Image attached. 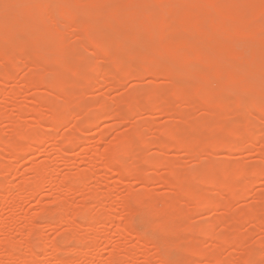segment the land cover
<instances>
[{"label":"bare ground","instance_id":"6f19581e","mask_svg":"<svg viewBox=\"0 0 264 264\" xmlns=\"http://www.w3.org/2000/svg\"><path fill=\"white\" fill-rule=\"evenodd\" d=\"M2 1L5 5L8 0H0V3ZM13 1L19 2V0ZM23 1L24 5L20 6L24 7L21 10H16V8L18 7L17 3L14 5L13 2V5H10V2H8L9 5H5L6 9L4 10V12L3 10L2 12L0 11V96H5V98L7 99L5 100L7 104L10 101H16L18 92L14 89L9 91L7 90L8 92H6L5 88H7L8 83L12 79H14V75L17 74L16 71L19 72V69L23 64H25L28 69V73H26L27 75L25 76L23 81V87L26 89L32 87H47V90L39 92L33 96L31 102L36 107L27 105L26 103H16L15 106L18 111V115L15 119L11 118L8 113L5 112L6 109L3 110L6 107L0 110V123L6 120H11V124L13 125L12 133L9 138H5V136H3V133L0 132V159H2V152L8 154L13 160L19 159L22 156L30 153H35V151L37 152L39 147L46 139L54 140L55 134L66 121H71L74 119V130L65 136L63 142L64 145L62 144L63 147L60 149L64 155H68L70 149L75 146L74 144L77 142L79 143L78 140L82 138L79 135L80 131L82 129L84 130V128L86 130L95 126L96 119L94 116H91L93 113L90 116L84 115L80 118H77V116H79L80 113L82 114V110H84L85 108L82 107V101L85 97L84 91L93 87V85L95 84L94 75L104 70V67L99 68L95 66V69L91 68L93 69L91 71L86 70L83 67L84 65H86L87 60H89L86 59V55L82 58L83 65H70L69 60L71 59V62H73L74 60L71 58V53L76 50L78 51V49H81V47H83V50L85 48L86 53L89 55L96 51L99 56L103 57V59L111 63V68L108 71L107 77H105L106 82H111L113 80V77H115V74H121L120 79H124L129 76L136 78L153 76L155 78L167 79L173 87L172 93L170 95L162 93L159 90H155L154 88V90L149 89L150 91L147 90L148 92L145 97L140 100L137 99L139 93H141L140 95H142V93L146 92H144L145 90L143 91L139 87H136L132 92H129L128 94L131 104L129 111L126 112V115H129L130 112H134L137 109L147 110V112L160 111L165 109V111H167L168 113H172L177 117H184V115L188 113L185 112L184 114V112H182L180 104L186 105V107H188L191 112L193 109L197 108H203L204 110H206L208 114V118L206 119V121H197L194 123L191 122L189 123V125H187V127H179L174 125L165 126L163 128L165 137H163V139H159L158 142L159 146L162 148H184L188 153H191L195 157H197L204 148L208 147L212 149H221L227 151L232 149L241 150L242 143L244 141H249L253 144L256 140L255 136L263 130L262 127H259L261 126V124L259 126L257 124L259 122L264 124V43L262 44L260 50L258 49V47H256L257 44L253 45L249 42V44L245 43L244 46L248 45L245 47L249 48V46L251 45L249 54L253 51V49L256 50L257 48L256 52L253 51L254 53L249 55L248 49H246V53H242V51L240 52L236 48V44L238 45L242 42V40L239 41L238 39L237 41H225L226 37L228 36L226 25L221 22L211 21L204 9L210 3H218V1L220 0ZM262 2L264 3V0H262ZM148 5H150L149 8L151 6L153 7V11L151 10L152 13H150L149 16V12L145 10L147 9L145 7H148ZM226 8V13L235 16L240 15L243 16L244 19L246 18L245 15L247 13L249 15L250 12H247L238 4L227 6ZM97 9L100 10L99 12L103 11L104 13L101 12L102 15H97L95 11ZM209 9L212 11L210 7ZM141 11H143L142 13H144V16H142V18L145 17L146 13L148 17L141 19L138 22L136 21V23L129 20L132 15L140 14ZM80 12H84V15L83 13L80 14ZM110 12L117 13L116 17H118L119 21L125 20V22L123 23L128 26L126 30H124L123 32L120 31L118 34H116V32L115 34H112V30V32L109 31L110 29H108V25L109 23H113L111 22L113 20H111L109 16ZM262 12H264V10ZM213 15L216 16V14L214 13ZM138 18H136V20ZM26 21H34L36 24L41 23L45 28L55 30V34L51 38L50 43L52 48L57 49V56H59L58 60L61 63L59 67L55 68V66L52 65L48 60H46V58L41 55L40 52L33 51V54H30V51L33 50V46H38L41 44L38 38L39 36L36 37L33 42L28 40H26L25 42H19L16 38H14L15 35L23 29L24 23ZM257 22L259 23V21ZM66 25H73L75 27V32H77L78 36L77 41L71 43L70 40L68 41V28H66ZM259 28L260 26L253 25L251 22L247 21L243 23L242 27H240V29H237L235 32L238 36L249 38ZM230 32H232V30ZM219 39H224V41H221L222 43L219 42L217 44L213 43V41L215 40L216 42L220 41ZM149 40H151L152 42L154 41L155 44L152 51L143 50L142 52L139 47H143V43H149ZM250 40L251 42L255 41L252 39ZM66 47L67 49H64ZM142 47L141 49H143ZM238 48L240 47L238 46ZM91 49H94L93 52L90 51ZM145 49H148L146 48V45ZM96 52H94L93 54H95ZM168 58L172 60H183L187 58L188 61L183 62L177 68L176 65H173L175 66L173 68L170 67L171 61ZM85 59L86 61H84ZM49 74L53 75V82L51 84H46L45 81ZM252 76H254L253 79L251 78ZM78 89L82 91L81 94H74L73 90L79 91ZM130 93L133 97L130 96ZM244 93L252 94L251 97L253 98L250 102L246 103L240 99V96ZM61 97L64 99L62 100ZM107 105L108 104H106L105 102L100 104L99 107H101L102 109H108V111H100V117H104L105 115L103 116V114L105 112H112V109H109L110 107L108 108ZM101 108H99V110ZM115 113L116 111L112 114ZM116 114L121 116L122 113L118 111ZM189 114L191 113L189 112ZM252 114L256 116L253 117L254 121L251 117H249ZM28 115L35 116L32 120V124H27L26 122L22 124V121L24 122V117ZM236 117L240 118H237V121H239V123H236ZM144 132L145 131L142 125H136L135 130L131 134H126L124 135V137H120V139H118V141L110 149H108L104 155L106 168L113 169L114 171L112 170V172H116V174H118V176L122 178L132 175L137 180L144 181L145 177L143 176V170H138L136 169L137 167L134 168V164L132 166V164L129 163V161L131 160L130 158L136 155V153L139 155L143 153L141 151L140 145L138 144V147L134 142H138L140 144L145 143L146 140L144 139ZM186 132L192 133L191 138H188L187 136L185 137ZM143 158L142 160L146 159ZM146 160L151 165L154 162H156L155 164H157L158 162L155 159ZM1 162L0 174H2L3 172L5 173V171H8V169L10 168V164ZM162 162L163 164L165 163L166 167L169 170L168 175L162 179V182L168 184L176 190V195L178 197L176 201H181L183 199L193 200L199 204L204 205L205 207L217 204L222 210H224V212H228L231 197L230 199H226L223 201L208 198L202 191V187H199L197 185L202 184L208 187H215L224 191L226 190L231 194L240 193L241 195H243L248 183V177L250 175H256L264 172V166H259L254 170H249L246 167L224 168L221 170H216V168L210 169L208 172L205 171V174L200 172V170H196L192 173L190 172L189 175H185L184 177L180 176V172L176 168L174 162L166 159L158 162V164ZM87 172L89 173H82L80 175L77 174L79 175L78 179H75V175H72V178L63 177L64 180L61 181V184H59V193L62 194V192L64 191H70L72 190L74 185L81 184L82 182L86 181V179L89 178L92 174L90 173V171ZM34 174V177L36 176V178L32 180L33 182L29 180L32 184L24 183V185L21 184L19 188H22L20 191H26L25 193L29 194L32 197L38 195L41 184L46 182L48 178L54 181L59 176L57 171L53 170L52 172H50V166L48 164L37 165L34 170ZM10 195L11 190L5 189L1 183V207L4 208L6 204H8L9 200L12 199ZM100 195V193H96L93 194L92 197L94 200H103L102 198H100ZM109 196L110 194L107 192V200ZM132 198L133 200L136 199L138 201H141V203L143 199L146 200V198L141 195H133ZM89 199L92 201V198ZM133 200L132 202H134ZM124 201L123 203L126 205L127 202ZM176 201L174 203H176ZM55 202V205L57 206L56 211H54L55 208L51 210L55 213H58L59 217L61 216L64 222L69 223V226L73 227L72 225L76 223L73 221L74 217L70 218L69 216L68 218V215H70L69 210H74V208H70L71 205L69 201L66 199L58 198ZM146 203H148V201H146ZM133 204L135 205V203ZM149 204L148 205L150 213L157 217L156 219L154 218L155 216H151V219L153 217V219H156L157 221L159 220L157 226L159 225V227H163V229L165 230V233L163 232V235L166 234V236L168 237H177L178 232L179 236L182 235L180 233V229L182 228V225H186L184 224L185 215L183 213L177 211L175 206L170 203L165 204V206H161L157 201L150 202ZM99 205L102 206V204ZM48 209L50 208L48 207ZM48 209L45 210L44 207V210L42 209L41 212L45 211L47 214L48 211V215L51 214L53 216L54 214L50 213L51 210ZM90 211L87 208H83L82 210H80V216L76 211L73 212H76L79 217H81L82 213L83 217L87 218V224L90 227H94V224H89L88 222L91 221V219H89L90 217L88 218V216H90L91 214ZM132 213H130V216L132 215ZM134 214L137 213H133V216ZM48 215L45 216L47 217ZM110 215L111 214H108L107 211H103L102 218H104V221H98L100 218H97L98 220L95 219V221L97 222V224H108L110 220L112 221V223H114V219H116L117 217L111 216V219ZM144 215L146 214L144 213ZM244 216L254 223L258 222V219L254 214L246 213L244 214ZM34 218L32 217L31 219V227H29L30 232L28 234L31 235V238H27L30 240L26 243V248L30 251L27 258L30 260L29 262L37 264L39 261V256L34 251L35 249L33 250L32 246V240L34 239V237H32L34 236L33 232L34 229L37 228L34 226ZM82 218L81 221H84ZM58 219L55 220L58 221ZM137 219L140 220L139 217ZM151 219L150 221L153 222V219ZM150 225L153 226L154 230L155 224L152 225L151 223ZM117 227L124 234H128L134 237L135 228L133 229L131 224L125 223V225H122L119 222ZM146 227L147 226H145V228ZM184 229L185 228H182V230ZM189 229L191 231L193 228ZM208 230L209 228L202 229L203 236L210 241L212 238L213 241L215 239L216 241H214V243L217 242L218 245L216 246L214 244L216 247L223 248L226 245H233L237 248L242 247V241L238 237L233 236L229 239L226 238V236L224 237V234L223 236L215 235L213 231V233H210ZM74 231H76L75 228ZM37 232L36 236L38 238V235L40 233L38 232V234ZM68 233L70 232L68 231ZM76 233L78 234L77 231L75 232V234ZM195 233L196 231L194 232V234ZM189 234H191V232H189ZM41 235L42 234H40L39 236ZM191 235L189 238L190 240L188 239V245L186 243V247L183 252H186L188 255L193 256H204L205 258L210 259L213 264H230L228 260H224L218 253H202V249L199 250L200 246L198 244V238L195 239L196 236L194 235L193 239L192 235L191 239ZM75 236L77 237L78 235ZM156 236L155 239L158 238L159 241L160 239H162L161 237L159 238ZM66 237V235H62L61 238L66 239ZM78 237H80L79 239H81L79 240V242H77L78 246H82V240H87V238L84 237L83 239V236ZM181 237L182 236L176 239L179 240L181 239ZM40 238H42L41 240H44L42 236ZM137 238L141 246H146L149 239V243L151 242V237L149 239H146L145 237H142L141 234ZM67 239L69 240L70 237ZM169 239L171 240L170 237ZM13 240L14 239H12L11 237H7L6 240L0 243V249L6 251L10 259H15L17 256V254H15V251L17 250V247L15 245L17 244H15ZM163 240L164 242H167L161 245L167 244L166 246H168L170 241L167 239L166 241L165 239H162V241ZM156 241L154 242V244L157 243ZM37 242L39 241L37 240ZM159 243L157 245L155 244V246H158ZM86 244L87 243H85V245ZM39 245H41V243ZM161 245H159L158 247H160ZM170 245L168 247H170ZM174 245L176 244L174 243L173 246ZM162 247L163 246H161V248ZM178 247L180 246L178 245ZM34 248H37V251L39 250L37 246H35ZM44 248L46 249L47 245H45ZM44 248L43 251H45ZM50 248L54 253L62 251L55 242H53ZM76 250H78L77 252H80L81 249ZM21 252L22 250H20V254ZM115 252L116 253L113 254H118L117 257H115L116 255L112 256L113 258H116H114L115 260H117L120 257V248H117V251ZM187 254L186 261H189L185 264H189L191 262V260L188 259ZM254 255H256V253L253 251L250 252V254H247V256L244 255L241 260L242 264H256V261H253ZM175 256L177 258V254L175 255L174 253V257ZM190 257L191 256H189V258ZM256 257L257 256H255V259H257ZM56 258L59 261V264H70V262L66 261L65 258L63 260L58 257ZM181 259L182 262L185 261L184 257H182ZM20 260H22L21 262H23L25 259L20 257ZM168 262L169 261L167 260V263ZM102 264H112V262L108 260L106 263Z\"/></svg>","mask_w":264,"mask_h":264},{"label":"rangeland","instance_id":"374dc122","mask_svg":"<svg viewBox=\"0 0 264 264\" xmlns=\"http://www.w3.org/2000/svg\"><path fill=\"white\" fill-rule=\"evenodd\" d=\"M12 1L13 0H8L6 3H4L6 5L8 4V2H10L9 4L11 5L14 2ZM23 2V0H19V2L13 3L14 5L17 3V11L21 10L24 7L20 6L24 5ZM234 4H238L247 12L250 11V16L247 13L245 15L246 18L244 19L243 16H235L226 13V7L232 6ZM5 5L3 4V1L0 3L1 12L2 10L4 12V10L6 9ZM149 6L150 5H148V7H145L147 9L144 8L149 12L148 16L150 15V13H152L151 10L153 11V7L151 6L149 8ZM207 7L204 9L211 21L221 22L226 25L228 36L226 37L225 41H237L238 39L239 41L242 40L241 43H239L238 45L236 44V48L240 52L242 51V53H246V49H248V54L250 51L249 49L251 45L248 48L245 47L248 45L244 46L245 43H252L253 45L257 44L256 47H258L259 50L261 49L262 44L264 43V12H262L264 10V3L262 2V0H220L218 1V3H210ZM209 7L212 9V11L209 9ZM97 10L98 12L100 11L99 9ZM97 10H95L96 14L102 15L101 12L103 11L99 12V14ZM142 12L143 11H141L140 14L132 15L129 20L136 23V21L138 22L141 19L147 18L148 16L146 15V12L145 17L142 18V16H144V13ZM81 13H83L84 15V12H80V14ZM213 13L216 14V16H214ZM109 16L110 19L113 20L111 21L113 23H109L108 25V29H110L109 31H113L112 34H115V32L116 34H118L120 31L123 32L127 29L128 26L123 23L125 22V20L119 21L118 17H116L117 13L110 12ZM252 17L256 21L253 20ZM136 18L138 19L136 20ZM247 21L251 22L253 25L260 26V28L257 29L249 38L236 35L235 31L237 29H240L243 23ZM257 21H259V23ZM66 26V28H68V41L70 40V43L77 41L78 36L77 32H75V27L73 25ZM229 29L230 31L232 30V32H230ZM54 34L55 30L45 28L41 23L36 24L34 21H26L24 23L23 29L18 32L16 34L17 36L15 35L14 38H16L19 42H25L26 40L33 42V40L39 36L38 38L41 44L38 46H33V50L30 51V54H33V51L40 52L41 55L46 58V60H48L52 65L55 66V68H57L61 65L58 60L59 56H57L58 52L56 51L57 49L52 48L50 43V40L54 36ZM250 39L255 41L251 42ZM149 41V43L146 42L142 44L143 47H141L143 49L139 47L142 52L143 50L152 51L155 44L154 41ZM221 41H224V39L217 42L215 40L213 41V43H222ZM145 45L148 49H145ZM238 46L240 48H238ZM64 49H67V47ZM84 50L83 47H81V49L79 48L78 51H71V58L74 60L73 62H71V59L69 60L70 65H83L82 58L86 55V59H89L87 60L86 65L83 66L86 70L91 71L93 70L91 68L95 69V66L99 68L104 67V70L101 69L102 71L94 75L95 84L93 85V87L84 91L85 97L82 101V104L84 106L82 105V107L85 108L84 110H82V114L80 113V115L77 116V118H80L84 115L90 116L93 113L91 116H94L96 119L95 126L86 130L84 128V130L82 129L80 131L79 135L83 140H78L79 143L77 142L78 144H74L75 146L70 149L68 155H64L60 149L64 145L63 142L65 136L74 130V119L71 121H66L55 134L54 140L46 139L39 147L37 152L35 151V153L24 155L16 160H13L8 154H5V152L1 153L2 159H0V162L2 161L3 163L6 162L7 164H10V168L8 169V171H5V173L3 172L4 174H0V184L2 183L5 189L11 190L10 197L12 199L9 200L8 204H6L4 208L0 206V243L6 240L7 237H11L12 239H14V243L18 246L15 245L17 247V250L15 249V254H17V256L15 255V259H10L7 252L0 249V264H36L29 262L30 260L27 259L30 251L26 248V243L30 240L27 238L31 236L28 234L30 232L29 227H31L30 224L32 217H35L34 226L37 227L36 229L33 228L34 236H32L34 237V239L32 238L33 250L35 249L34 251L39 256V261L37 264H59V261L56 257L62 260L65 258V260L70 262V264H102L106 263L108 260L111 261L112 264H185L189 260L186 261L187 253L183 251L185 250L186 243L188 245V242L190 240L189 238L192 233L193 239L194 235L196 236L195 239L198 238V244L200 246L199 250L202 249V253H218L224 260H228L230 264H242V257H244V255L247 256V254H250V252L253 251L256 253V255H254L253 261H256V264H264V172L256 175H250L248 177V183L243 195H241L240 193L231 194L226 190L224 191L202 184L197 185L199 187H202V191L208 198L223 201L226 199H230L231 197L228 212H224V210H222L217 204L205 207L204 205L199 204L193 200L183 199L181 201H176L178 199L176 190L168 184L162 182V179L168 175L169 170L166 167L165 163L163 164L162 162L158 164V162L166 159L174 162L176 168L180 172V176L184 177L185 175H189L190 172L192 173L196 170H200V172H202L203 174H205V171L208 172L210 169L216 168V170H221L224 168L246 167L249 170H254L259 166H264V124L260 122L257 124L258 126L261 124V126L259 127H262L263 130L255 136L256 140L253 144L249 141H244L242 143L241 150L232 149L227 151L221 149H212L208 147L204 148L203 151L197 157H195L191 153H188L184 148H162L159 146L158 142L159 139H163V137H165V133L163 132V128L165 126L174 125L179 127H187V125H189V123L191 122L194 123L197 121H206V119L208 118L206 110H204L203 108H197L193 109L191 112L190 109L186 107V105L180 104L182 112H184V114L185 112L188 113L185 114L184 117H177L172 113H168L167 111H165V109L153 112H147V110L137 109L134 112H130L129 115H126V112L129 111L131 104L128 94L129 92H132L136 87H139L143 91L145 90L144 92H146L142 93V95H140L141 93H139L137 97L138 100L143 99L147 92L150 91L149 89L159 90L162 93L170 95L172 93L173 87L165 78H155L153 76L136 78L129 76L124 79H120L121 74L115 73V77H113V80L111 79V77L110 79L112 81L110 80L111 82H106L105 77H107L108 75V71L111 68V63L103 59V57L99 56L96 51H94L96 53L93 54L94 49L90 50L91 52H93L91 55L86 53L85 48ZM256 50L253 49L254 52H256ZM253 51L250 52L249 55L254 53ZM86 59L84 61H86ZM170 61L171 66H169L174 68L175 66L173 65H176L177 68L183 62H187L188 59H170ZM19 70V72L16 71L17 74L14 75V79H12L8 83L7 88H5L6 92L13 89L18 92L16 101H10L7 104L5 101L7 100L5 96H0V110L6 107L3 110L6 109L5 112L14 119L17 118L18 115V111L15 106L16 103H26L27 105L36 107L31 102L33 96L39 92L47 90V87H32L29 89L24 88L23 81L25 76L27 75L26 73H28V69L25 64H23L21 65ZM253 77L254 76H252L251 78L253 79ZM45 82L46 84H51L53 82V75L49 74ZM81 92L82 91L80 90H73V93L76 95L81 94ZM251 95L252 94L244 93L240 96V99L246 103L250 102L253 98L251 97ZM130 96L133 97L131 93ZM63 99L64 98H62V100ZM103 102L108 104L107 106L108 108L110 107L109 109H112V112H105L103 114V116H105L100 117V111L106 110L99 107ZM99 108H101L102 110H99ZM106 111H108V109ZM115 111L116 113L118 111L121 112V116L117 115L116 113L112 114ZM189 112L191 114H189ZM254 114L249 116L253 121V117H256ZM34 117V115H28L24 117V122L22 121V124H24L25 122L27 124H32V120L34 119ZM237 118L238 117L235 118V121L240 119ZM11 122V120H6L0 123V132L3 133V136H5V138H9L12 133L13 125L11 124ZM236 123H239V121H237ZM136 125H142L145 131V134H143L146 141L143 144L134 142L137 146L138 144L140 145L141 151L143 153L141 155L136 153V155L131 157V160L129 159L130 161H128L130 164H132V166L134 164V168L137 167L136 169H141V171L143 170V176L145 177L144 181H139L132 175L122 178L118 176L116 172H112L113 169H107L105 166L104 155L106 151L110 149L118 141V139H120V137H124V135L126 134H131L135 130ZM186 136L188 138H191L192 133L186 132L185 137ZM143 157L148 160L155 159L158 162L157 164H155L156 162H154L151 165ZM142 158L144 160H142ZM41 164H48L50 166V172H52L53 170L57 171L59 176L54 181L48 178L46 182L41 184L38 195L32 197L29 194L25 193L26 191H20L22 188H19L20 185H24V183L32 184L29 180L32 181L36 178V176L34 177V170L37 165ZM87 171H90V173H92L91 176L86 179V181L89 180L88 182L84 181L81 184H76L74 185L72 190L64 192H62L61 190L62 194L59 193V184H61V181L64 180L63 177L72 178V175H75V179H78L80 174L89 173ZM107 192L110 194L109 198L107 197L108 200L106 199ZM92 193H100V198H102L104 201L101 199L94 200L92 197ZM133 195H141L145 197L146 200L143 199L142 203L141 201H138L136 199L133 200ZM58 198L68 200L71 205L70 208H74V210H69L70 215H68V218L69 216L70 218L74 217L73 221L76 222L74 223L75 226L72 225L73 227H70V224L64 222L62 217H59L58 213H55L51 210L55 208L54 211H56L57 206L55 205V201H57ZM89 198H92V201ZM126 198L129 201H127ZM124 199L127 202L128 206L127 204L125 205L123 203ZM132 200L134 202H132ZM146 201H148V203H146ZM154 201H157L161 206H165V204L167 203L173 204L177 211L185 215L184 219L187 223L183 221L186 225H182V228L185 229H180V233L182 234L180 236H182V240H177L178 238H180L179 232L177 234V237L169 236L171 240L168 236H166V234L163 235L165 233V230L163 229V227H159V225L157 226L159 220L157 221V217L151 214L149 211V203ZM175 201L176 203H174ZM98 203L102 204V206H100ZM133 203H135V205ZM44 207L45 210H47L49 207L50 209L48 210H51L52 212L50 211V213H53L54 215H48V211L47 214L45 211H43L44 213L41 212L42 209L44 210ZM82 207L89 209V211L91 210V214L90 216H88V218L90 217L89 219H91V221L88 222L89 224H94V227H90L87 224V218H84L82 213L81 217H79L80 210L83 209ZM76 209H78L79 212ZM73 211H76L79 216L76 214V212L74 213ZM103 211H107L108 214L110 213V217H117V220L113 218L115 220H113L114 223H112V221L110 220L108 224H97V222L95 221V219L97 218H100L99 220L97 219L98 221H104V218H102ZM128 211L130 213L133 212L137 214H134L133 216L132 213V215L130 216V213ZM144 213L148 217L144 215ZM246 213L254 214L257 217L258 222L260 223H254L253 221L245 218L244 214ZM45 215H48L51 218L48 216L46 217ZM151 216H155L154 218H156L153 219L152 217L153 222L150 221ZM138 217L141 221L137 219ZM81 218L84 221H81ZM55 219H58V221ZM119 222L122 225H125V223L131 224L132 228L136 229H134V237L128 234H124L122 231H120L117 227ZM151 223L152 225L155 224L154 230L153 226L150 225ZM145 226L147 227L145 228ZM74 228L76 229L78 234H75L76 231H74ZM189 228L193 229L190 231ZM204 228H209L208 231L210 233L213 231L215 235L223 236L224 234V237L226 236V238L229 239L233 236H236L242 241V247L237 248L233 245H226L223 248H218L216 247L218 246L217 242L214 243V241H216L215 239L213 241L212 238L210 241L203 236L202 229ZM37 231L42 234L41 236L44 240H41L42 238H40L41 236H39L40 234ZM68 231L71 234L68 233ZM184 231H186L187 233ZM195 231L196 233L194 234ZM36 232L39 234H37L38 238L36 236ZM72 232L75 235L83 236V239L84 237L87 238V240H82V246H78L77 243L79 242V240H81L79 239L80 237L77 236V238ZM189 232H191V234H189ZM140 234L146 239H149L151 237V242L149 243V239L146 246H141L137 240V237L140 236ZM62 235H66V239H62ZM155 236L159 238L161 237L162 239H165V241L166 239L169 240V245L171 244L172 246L170 245V247H168L169 245L166 246L167 244L161 245L163 243H166L167 241L164 242V240L162 241V239H160L159 241L158 238L155 239ZM69 237L70 239L68 240L67 238ZM58 239H60L61 241ZM37 240L39 242H37ZM173 240L174 243L176 245L178 243L180 247H178V245L173 246ZM155 241L157 242L155 243L156 245L160 242L159 245L163 247H158L159 245L155 246ZM53 242H55L62 251L54 253L50 248ZM40 243L41 245H39ZM85 243H87V247ZM44 244L47 245L46 249L44 248ZM35 246L39 248V252L37 251V248H34ZM43 248L45 251H43ZM117 248H120V257L118 256L119 258L115 260V257H117L118 254L113 253H116L115 251H117ZM76 249H81L82 251L80 250V252H77L78 250ZM20 250H22L21 254ZM174 253L175 255L177 254V258L176 256L174 257ZM112 255H116L114 257L115 259ZM171 256H173L174 258ZM179 256L181 258L184 257V263ZM187 256L188 259L191 260V264H213L210 259L205 258L201 255L193 256L187 254ZM189 256H191L192 259L191 257L189 258ZM255 256H257L256 258L258 260L255 259ZM20 257L25 259L26 261L24 260L23 262H21L22 260H20ZM167 260L169 261L168 263Z\"/></svg>","mask_w":264,"mask_h":264}]
</instances>
